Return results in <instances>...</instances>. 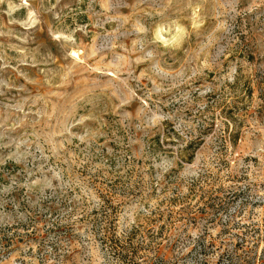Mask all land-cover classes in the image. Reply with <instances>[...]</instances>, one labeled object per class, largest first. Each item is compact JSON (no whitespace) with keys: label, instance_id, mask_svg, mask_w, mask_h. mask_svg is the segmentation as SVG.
<instances>
[{"label":"rangeland","instance_id":"rangeland-1","mask_svg":"<svg viewBox=\"0 0 264 264\" xmlns=\"http://www.w3.org/2000/svg\"><path fill=\"white\" fill-rule=\"evenodd\" d=\"M114 228L264 264V0H0V264H123Z\"/></svg>","mask_w":264,"mask_h":264},{"label":"trees","instance_id":"trees-1","mask_svg":"<svg viewBox=\"0 0 264 264\" xmlns=\"http://www.w3.org/2000/svg\"><path fill=\"white\" fill-rule=\"evenodd\" d=\"M107 232L109 236L104 242H106V244H111V247L115 250L116 254L119 255L123 264H141L136 262L133 257L136 251L133 247L134 236H117V228Z\"/></svg>","mask_w":264,"mask_h":264}]
</instances>
